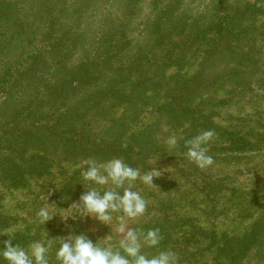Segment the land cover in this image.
Instances as JSON below:
<instances>
[{
  "label": "rangeland",
  "instance_id": "rangeland-1",
  "mask_svg": "<svg viewBox=\"0 0 264 264\" xmlns=\"http://www.w3.org/2000/svg\"><path fill=\"white\" fill-rule=\"evenodd\" d=\"M54 5L52 29H44L43 17L37 18L35 66L30 68L31 59L23 55L7 76L20 78L17 102L24 99L21 106L27 110L42 102L41 113L15 112L6 78L0 83V102L6 97L0 131L17 132L35 119L54 124L66 108L77 109V132L84 129L87 144L98 142L109 119L122 111L126 138L143 129L159 148L135 167L141 176L153 168L162 176L151 185L132 182V190L147 202L142 216L130 220L115 212L106 225L82 218L74 205L86 190L102 195L111 183L83 179L89 160L79 159L84 154L49 152L46 157L57 160L52 168L4 191L0 211L8 221L0 224V249L5 233L26 250L33 242L52 241L47 258L59 264L56 251L71 231L117 250L124 216L127 227L139 233L159 230L157 247L142 243L141 254L149 259L171 250L177 264H264V0H56ZM135 81L143 83L139 97L130 95ZM56 84L64 85L55 91L58 99L68 96L64 105L48 101ZM118 92L124 93L119 104ZM169 97L176 102L170 111L162 105ZM232 129L246 135L248 144L229 141ZM206 131L213 132L203 145L213 162L200 168L187 157L188 142ZM258 132L262 139L256 142ZM105 135L103 142H112L113 136ZM169 137L176 138L175 146H169ZM117 158L124 161L90 156L97 163ZM44 185L51 188L44 191ZM41 208L55 214L45 224L38 216ZM12 233H20L17 240Z\"/></svg>",
  "mask_w": 264,
  "mask_h": 264
},
{
  "label": "trees",
  "instance_id": "trees-1",
  "mask_svg": "<svg viewBox=\"0 0 264 264\" xmlns=\"http://www.w3.org/2000/svg\"><path fill=\"white\" fill-rule=\"evenodd\" d=\"M55 1L56 0H0V83H3L5 81L4 79L7 78V83L5 82L7 85L5 87H7L8 91L7 96L14 99V105H16L14 108L15 112L20 111L23 113V110L26 111V114H24L25 117L40 114L41 111L38 109L41 108L44 103H38L35 109L33 108L32 110L23 108L21 105L24 99L18 100L17 102L18 97L21 95L18 90L21 86L19 81L20 78H8V72L12 69L13 65H17L20 58L26 54L27 58L29 60L31 59L30 68L35 66L37 55L31 54V52L33 51V45L38 33V25L36 24L37 18L43 17L42 24L44 29H52L53 21H51V17L55 11ZM198 35H200V33H198L197 36ZM48 36L49 35L43 33L42 38L47 39ZM52 47L54 46L52 45ZM22 61L24 60L22 59ZM53 63L57 62L54 60ZM87 81L89 80L85 79V83ZM141 84H143L141 81H135V83L131 85V96H140L139 91L141 90ZM110 86H112V84H110ZM57 89L63 90L64 85L56 84L51 87L47 93L48 101L57 104L56 100H59L61 105H64L68 96L64 93L58 96L60 98L58 99L55 96V91ZM123 95L124 93L121 95V92L115 95V101L118 100V104ZM5 100L6 97L0 102V105ZM28 102L29 101L26 103ZM115 103L116 102H113V106H115ZM162 105L170 111L176 106V102L173 97H169L163 101ZM58 109L59 106L57 107V110ZM58 116L54 124H42L43 122L41 119H35L33 120L35 124L32 123L31 127H25L23 125L19 130H16L17 132L8 134L7 130L0 131V209L3 206L1 204V199L4 197V191H7V186L17 187L22 181H25L27 177H38L53 167V163L57 160L56 157L53 161H51L50 157H46L49 152L53 153L54 156H60L62 152H70L71 155L84 154V156L79 159H90V156H94L98 158L99 161L113 155L115 157L124 158L126 164L136 168L135 164L140 160L139 158L145 161L143 158L148 156L149 151L159 150L155 140L149 137L143 129H141L142 131L140 132L131 133V137L126 138L128 135V127L125 125L124 118L127 117L122 111H120L117 116H112L109 119L111 125L105 127L98 142L89 139L86 140L88 141L87 144L84 143V137L87 136V133H84V129L81 128V131L77 132L78 125L76 121L80 117L77 109L71 110L66 108L65 112H61ZM200 129V127H197V129L193 131L194 134L196 135L197 131ZM105 134L113 136L112 142H103L104 138L108 137ZM75 135H79V138H73ZM229 135V141L248 144L247 136H241V134H238L237 130L232 129ZM253 137L256 142H259L262 139V133L258 132ZM26 156H28V158H26ZM50 188L51 187L48 185L41 187L44 191ZM36 198L37 196H34L32 199L36 200ZM5 221H8V218L6 219L3 217L0 211V224ZM12 236L17 240L20 233H12ZM160 247L162 248L161 245ZM206 248H210V246L208 245ZM224 249L229 253H234L230 250L229 246H226ZM238 251H240L239 248Z\"/></svg>",
  "mask_w": 264,
  "mask_h": 264
},
{
  "label": "clouds",
  "instance_id": "clouds-1",
  "mask_svg": "<svg viewBox=\"0 0 264 264\" xmlns=\"http://www.w3.org/2000/svg\"><path fill=\"white\" fill-rule=\"evenodd\" d=\"M213 136L212 131H206L189 141L190 147L187 157L198 167L205 168L212 164V157L207 155V144ZM169 146H175V137L167 140ZM87 169L82 172L85 181H91L96 185L105 186L111 183L112 188L103 194L95 188L86 190L80 197V204H75V211L81 215L95 217L99 221L107 223L112 219L111 213L123 212L130 220L142 216L145 213L147 202L139 192L132 190V182L140 179L145 184H154L155 177L162 176L159 169L153 168L149 174L141 176L139 169L133 168L121 159H111L107 162L97 163L95 160H86ZM125 183L128 187H124ZM117 189H123L122 194ZM47 208H41L38 212L40 222L45 224L53 218ZM124 216L119 217L121 223L117 229L123 236L119 241V248L100 247L85 234L69 232L60 247L56 251V260L59 264H177V256L168 251H162L157 256L147 258L141 254L142 243L149 247H157L160 243L158 229L139 233L136 229L128 228L123 222ZM67 219V217H63ZM14 231V230H13ZM7 239L3 240V248L0 249V264H49L47 254L52 246V241L47 245L40 242L31 243L27 250L13 244L11 235L5 233ZM124 254H121L120 250Z\"/></svg>",
  "mask_w": 264,
  "mask_h": 264
}]
</instances>
